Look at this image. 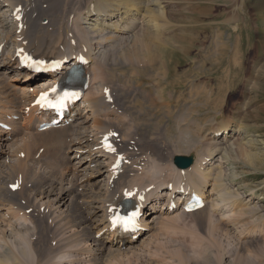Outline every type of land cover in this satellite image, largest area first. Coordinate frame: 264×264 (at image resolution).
Returning <instances> with one entry per match:
<instances>
[{
  "label": "rangeland",
  "instance_id": "1",
  "mask_svg": "<svg viewBox=\"0 0 264 264\" xmlns=\"http://www.w3.org/2000/svg\"><path fill=\"white\" fill-rule=\"evenodd\" d=\"M162 2L164 15L156 19L159 27L156 33L153 31L163 40L159 54L148 63V33L153 32H134L132 42L115 48V57L120 56L126 65L119 68L111 64L102 77L107 84L118 85L113 113L106 119L109 118L110 124L121 132L119 135L126 139L130 137L128 145L132 153L142 152L138 156L144 157L140 164L135 163L137 155L135 161L127 160V167L134 164L136 168L134 174L121 175L124 182L120 178L118 191L123 193L132 189V184L144 176L143 170H158L156 177L153 173L150 178L157 184L160 179L172 178L173 172L168 168H192L197 159L210 151L213 142H221L219 137L210 134L219 122L232 131L229 137L220 130L222 137L228 138L223 141L228 149L212 155L215 159L220 157L217 159L220 161L219 172L216 168L215 173L218 172L221 178L215 181L221 186L213 198H218L221 204L217 208H213L217 201L206 204L205 212L198 216L192 214L197 209L168 214L167 210L156 208L162 214L153 230L140 235L120 253H109L96 260L93 244L83 242L78 228H72L64 214L61 216L54 211L52 217L48 205L40 208L39 198L35 203L31 196V190L45 174L48 179L59 181L77 176V159H73V151H68L64 144L56 145L57 138L41 135L37 144L26 152L22 143L31 138L24 136L21 142L22 136H19L18 141L9 142V146L16 141L20 145L16 143L9 152L16 151V155H3L0 159V191L11 187L15 198L30 208H20L14 201L1 210L0 229H7L11 223L14 229L7 231L6 237L0 235V254L5 257L0 264H264V0ZM53 48L56 49L50 50L54 51ZM8 72L6 77L10 79L14 72ZM237 127L245 129L241 135L233 132ZM42 136L49 139L45 141ZM69 143L68 138L66 144ZM26 157L30 159L25 163ZM203 166L207 169L210 165ZM142 167L145 169L141 170ZM213 181L206 185L207 191ZM145 183H148V177ZM164 191H170V185ZM31 206L34 209L31 210ZM8 207L13 209L10 211ZM42 212L45 220H41ZM147 218L150 215H146Z\"/></svg>",
  "mask_w": 264,
  "mask_h": 264
},
{
  "label": "bare ground",
  "instance_id": "2",
  "mask_svg": "<svg viewBox=\"0 0 264 264\" xmlns=\"http://www.w3.org/2000/svg\"><path fill=\"white\" fill-rule=\"evenodd\" d=\"M162 3V0H0V159L3 155H16V151L12 154H9V152H12V148L17 146V141L21 136L19 140L21 142L24 136L31 138L22 143L23 145L21 144L25 146L26 152L30 147L37 144L36 140L41 135L53 136L55 140L57 138L56 145L62 146L64 144L68 151H73V159H77V176L70 177L71 179L64 177V180L60 179L59 181L48 179L45 174L36 186V183L31 185L32 187L35 186L31 190V196L35 203L39 198L40 208L46 204L48 205L47 209L51 212L49 215L52 216L53 214L54 216V211L61 216L64 214L65 221L71 223L72 228H78L77 232L82 237L83 242L93 244V254L96 260H100L109 253H120L121 249H127L136 238L141 237L140 235L153 230L160 221L159 219H161L162 213H159V209L167 210L168 214L179 210L186 213L187 211L184 209L186 204L192 198H196L203 206L192 213L198 216L205 212L206 204H214L217 201V204L213 205L216 207L213 208H217L221 204L218 198H213L217 188L221 186V183L215 181L221 178L218 174L220 161L217 160L220 157L215 159V156L212 155L228 149V146L223 142L228 138L222 137V133H228L227 136H229V132L232 131L230 128L226 129L227 125L225 126V123L219 122L215 126L216 128L213 127L214 129L210 131V134L219 137L221 142H213L210 151L205 156L201 155L202 157L193 163L192 168L186 169L173 166L174 171L168 168L173 172L172 178L169 180L166 178L167 181L160 179L156 184L150 178H152L153 173V176H155L158 170L151 171L150 168L145 172L144 167H142L141 170H143L144 176L132 184V189L125 191L132 193V195L125 196V192L118 191V182L121 175H131L134 172L133 169L136 168L134 164L126 166L131 161L128 159L137 160L135 163L140 164V159L142 160L144 157L138 156L142 152L135 153L133 151L134 153H132L128 145L130 137L126 139L122 134L119 135L121 132L110 124L109 118L106 119L108 114L113 113L114 102L118 98V85L113 84V82L107 84L103 80V76L106 70H109L108 66L111 64L119 68L126 65V62H124V59H120V56L115 57L117 53L115 51L116 46L132 42L134 32L144 34L147 31H155V33L158 31L159 25L156 19L164 15V11L161 10ZM162 45H164L163 40L157 34H154V32L148 33V63L159 54V48ZM52 47L56 49L53 48L54 51H51ZM32 60L35 62H32ZM74 64L84 66V71L78 79L82 82L86 93L81 102L79 104L77 102L70 103L68 108L62 112H56L52 108H47L46 105L41 106L37 103L42 93L47 92L49 95L52 92L51 90L66 78L68 70ZM8 71L14 72V76L10 79L6 77L9 74ZM154 103L158 104V102ZM117 112L118 110L115 114H118ZM18 120H21L20 123H18ZM53 120H57L59 123L50 125ZM44 124H48L49 127L48 130L42 131L44 132L42 133L40 127ZM121 127L123 128L122 125ZM244 130V128L237 127L233 132L241 135ZM47 138H44L45 141ZM68 138L70 143L66 144ZM15 140H17V144L14 143L9 146V142H15ZM41 143H43V140ZM105 145H110L115 151H109ZM60 153L59 151V155ZM162 155H164L163 152ZM28 159L30 158H24V162L26 163ZM55 159L57 160V158ZM61 159H65L63 154ZM106 159H109L108 162H105ZM205 164L210 166L206 169V166H203ZM22 167L24 166L22 165ZM49 168L51 169V167ZM216 168L218 169L217 174L215 173ZM40 169L42 170V168ZM43 171L45 172V169ZM121 171L123 173L119 175ZM174 172H176V175ZM78 174L81 175L80 179H78ZM146 177H148V183H145ZM122 178L121 182H124ZM175 178L176 180H174ZM188 178H190L189 183ZM211 180H214L213 184L211 189L207 191L205 187ZM101 183H104L102 184L103 187L100 185ZM169 185L170 191L165 192L164 188L167 187L168 189ZM133 187L135 188L133 189ZM3 196L9 197V199L7 197L3 198ZM44 199L46 201L42 202ZM14 201L15 205L20 208H30L29 205L23 206L22 200L15 198V193H12L11 187L9 190L4 189L0 191V223L2 221L1 210L4 209L5 205L8 206ZM164 201L166 202L165 206ZM35 203L34 206H36ZM150 204L152 205L150 206ZM34 206H31V210L32 207L34 209ZM62 207L64 209H61ZM8 208L10 211L13 209ZM37 208L39 209V206ZM133 212L137 215L134 217L131 226L125 228L123 225H118V223L113 225L112 219L114 216L122 213L129 215ZM43 213L41 220H45V214L48 216L47 211L44 215ZM146 215H150V218L146 219ZM51 216L49 217L51 218ZM8 217L10 218V216ZM51 219L50 221L53 223ZM7 227V229H0L2 237H6L4 235L7 234V231L14 229L12 223L8 224ZM104 236L106 239L102 240ZM4 258L0 254V263L4 261Z\"/></svg>",
  "mask_w": 264,
  "mask_h": 264
},
{
  "label": "snow or ice",
  "instance_id": "3",
  "mask_svg": "<svg viewBox=\"0 0 264 264\" xmlns=\"http://www.w3.org/2000/svg\"><path fill=\"white\" fill-rule=\"evenodd\" d=\"M17 19H19V17H17ZM51 91L55 92L56 89L53 88ZM70 95H73L71 93L68 92H64L61 96H59L56 101H52L47 99L48 97V93H42L37 101V103L41 104V106H49V107H63V101L66 100L67 98H69ZM105 147L109 150V151H115V149H113L110 145H105ZM15 187V186H14ZM132 193L130 192H125V196H131ZM111 211V209H110ZM137 215V213L133 212L127 216H119L116 215L113 217L112 219V223L113 225H116L117 223L122 224L125 228L131 226L133 224L134 221V217Z\"/></svg>",
  "mask_w": 264,
  "mask_h": 264
}]
</instances>
